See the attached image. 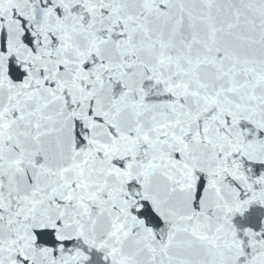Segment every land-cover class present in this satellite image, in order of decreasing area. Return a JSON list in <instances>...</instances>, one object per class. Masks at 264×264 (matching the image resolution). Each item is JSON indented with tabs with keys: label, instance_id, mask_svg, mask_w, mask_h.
Masks as SVG:
<instances>
[{
	"label": "snow or ice",
	"instance_id": "6c2138e0",
	"mask_svg": "<svg viewBox=\"0 0 264 264\" xmlns=\"http://www.w3.org/2000/svg\"><path fill=\"white\" fill-rule=\"evenodd\" d=\"M0 264H264V0H0Z\"/></svg>",
	"mask_w": 264,
	"mask_h": 264
}]
</instances>
